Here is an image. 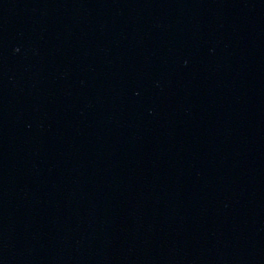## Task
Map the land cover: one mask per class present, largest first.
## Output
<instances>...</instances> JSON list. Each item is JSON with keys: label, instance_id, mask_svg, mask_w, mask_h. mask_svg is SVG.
Instances as JSON below:
<instances>
[{"label": "water", "instance_id": "water-1", "mask_svg": "<svg viewBox=\"0 0 264 264\" xmlns=\"http://www.w3.org/2000/svg\"><path fill=\"white\" fill-rule=\"evenodd\" d=\"M0 264H264V0H0Z\"/></svg>", "mask_w": 264, "mask_h": 264}]
</instances>
